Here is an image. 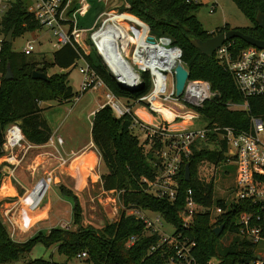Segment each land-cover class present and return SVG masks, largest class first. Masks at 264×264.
<instances>
[{
  "label": "trees",
  "instance_id": "obj_1",
  "mask_svg": "<svg viewBox=\"0 0 264 264\" xmlns=\"http://www.w3.org/2000/svg\"><path fill=\"white\" fill-rule=\"evenodd\" d=\"M120 11H127L144 22L154 36H166L182 52L181 62L189 73V79L207 82L211 92L217 96L196 111L208 126L218 125L237 130L249 129L251 116L264 120V96L245 100L237 91L231 74L220 65L214 56L206 57L194 49L190 41H205L216 34L228 31L227 25L209 33L196 18L198 6L187 4L185 0H122ZM251 26L235 28L255 40H264L262 30L255 23L258 13L264 15V0H230ZM27 1L16 0L2 20L5 36L13 30L12 41L26 32L42 28L27 12ZM232 52L249 45L240 39L228 41ZM80 53L106 88L126 104L132 106L137 98L147 94L150 81L147 73L141 74L142 88L127 92L121 89L102 64L94 49L88 55L77 47L65 44L53 52L50 61H37L22 52L11 49V44L3 42L0 51V158L3 157L4 134L8 126L18 124L24 139L34 146H42L51 136V129L44 119L41 108L43 103H64L77 97L68 84V74H51L54 67L61 70L72 68L79 60ZM12 78L5 80L7 69ZM33 71L46 74L47 80H33ZM247 103L248 110H229L227 104ZM132 119L124 116L116 119L109 108L102 107L92 116L91 141L100 155L104 173L100 175L102 188L113 192L120 205L125 208L137 207L158 212L184 236L195 241L194 254L200 264L214 259L215 264H239L255 259V244L237 234V214L241 211L236 205L227 204L223 198H213V181L198 178V167L204 163L225 167L227 164V145L215 133L208 134L207 141L192 146L189 158L181 165L178 175V188L173 199L157 198L146 190V181H154L157 176L158 161L148 157L138 138L130 130ZM185 165H188L190 179L184 180ZM233 167V166H232ZM227 174V173H225ZM2 175L0 174V181ZM187 189H191L195 199L204 205H220L227 208L215 223L208 213L194 215L192 225L184 228L178 212L184 205ZM63 194L71 196L72 220L74 230L61 227L51 228L48 232H38L26 241L12 240L0 218V264H51L45 259L25 260L24 255L41 243L45 247L56 245L57 251L71 259L75 254L86 251L87 262L91 264H162L159 253L148 254L149 246L157 235L143 232V224L120 209L117 220L95 228L82 225L79 201L69 190L60 186ZM223 224V230L216 236L213 229ZM130 236H136L132 246L125 245Z\"/></svg>",
  "mask_w": 264,
  "mask_h": 264
},
{
  "label": "built area",
  "instance_id": "obj_2",
  "mask_svg": "<svg viewBox=\"0 0 264 264\" xmlns=\"http://www.w3.org/2000/svg\"><path fill=\"white\" fill-rule=\"evenodd\" d=\"M16 0H0V51L6 36L3 32L2 20ZM27 12L42 27L47 28L56 39L54 47L65 44L77 46L84 55L94 49L102 64L108 71L126 86L138 90L141 85V74L147 73L150 81L149 92L132 102L144 105L151 113L158 114L162 123L158 126L146 125L133 116L132 106L110 92L94 69L80 53L79 61L83 66L78 69L81 77L79 91L103 92L102 107H107L116 119L129 116L132 119L131 130L137 129L145 139L159 138L162 143L171 142V148L156 153L158 175L154 181H146V186H152V192L157 198L173 199L178 188V175L182 164L189 158L192 146L198 142L207 141L208 134L215 133L227 145V164L235 169V179L231 188V197L225 200L227 208L234 204L241 211L237 214V234L257 246L264 243V120L251 116L247 131L237 130L218 125L208 126L197 109L212 99H217L211 92L210 86L204 81L187 79L183 93L176 97L174 90V70L182 65V52L166 36H154L150 28L141 20L127 11L104 10L97 18V29L91 31L78 30L77 17H84L89 4L79 0L76 8L70 10L74 0H28ZM98 2L107 0H97ZM187 4L205 7L209 14L216 12L217 0H185ZM86 37H82V33ZM91 32V33H90ZM87 41V44L84 43ZM88 46L86 52L84 47ZM34 46L27 43L23 54L29 56ZM217 62L231 74L235 87L245 99L264 96V50L248 46L237 52H232L228 42L219 47L214 55ZM184 67V66H183ZM2 74L0 73V85ZM229 110H248L247 103L227 104ZM176 122L185 125L202 122L200 127L170 130L166 125ZM6 150L3 159L7 165L9 178L18 182L15 171L22 164L27 152L47 150V156L55 160V170L65 166L72 158L63 152V139L52 134L47 143L34 146L27 143L17 124H11L5 131L4 144ZM144 149V148H143ZM150 151V150H149ZM55 179L53 171L46 173L43 178L35 181L29 190L14 200H8L0 209V218L5 225L8 235L16 240L19 234H25L37 223L34 215ZM150 189L149 187H147ZM149 190V191H151ZM150 193V192H149ZM126 215H131L143 224V232L157 235L149 246L147 253H159L163 257L162 264H200L194 254L195 241L184 236L174 227L168 233L165 223H168L160 213L152 216L146 209L137 207L125 208ZM215 203L204 205L199 203L191 189H187L184 205L178 212L181 225L188 228L192 225L194 215L208 213L210 221L215 223L218 217L226 213ZM127 210V212H126ZM65 223L61 228H70ZM136 236H130L125 245L132 246ZM255 259L242 261L239 264H264V252L255 253ZM88 254L81 251L71 259L63 255V262L49 260L51 264H91L86 261ZM207 264H213L209 259Z\"/></svg>",
  "mask_w": 264,
  "mask_h": 264
},
{
  "label": "rangeland",
  "instance_id": "obj_3",
  "mask_svg": "<svg viewBox=\"0 0 264 264\" xmlns=\"http://www.w3.org/2000/svg\"><path fill=\"white\" fill-rule=\"evenodd\" d=\"M25 1L29 3L28 0ZM78 2L79 0H74L72 4H70L69 13L72 9L78 6ZM86 2L89 4V9L84 17H77L76 26L78 30H84V28H86L85 31L97 29V18L104 10L117 12L120 11V8H122L124 4L122 0H107L106 2L86 0ZM217 3L218 8L213 14H209L208 10L203 6L199 7L196 13V18L205 31L214 33L225 25H227L228 30L251 26L250 22L230 0H217ZM81 33V38L86 37L85 33ZM27 43L33 44L34 51L31 54V58L37 61H50L53 52L57 49V47L53 46L56 43V39L52 32L47 28H40L34 32H26L15 38L13 41L11 39V49L14 52L21 53ZM84 43L87 44V41H84ZM87 47L88 46L84 47L86 52L88 51ZM81 66H83L82 62L76 61L75 65L68 70H61L54 67L48 71V75L68 74V84L72 87L73 92L77 93V99L74 98L69 102L61 104L56 102L41 104V108L44 109L42 115L51 129V133H56L64 141H68V146H71L74 149L89 141L91 130L90 123L92 120L91 113L96 111L99 105L103 102L101 98L103 96L102 90L90 91L83 94L79 93V83L81 79L78 69ZM132 109L135 114H140L146 117L148 116L149 118H151L150 116H155L153 114L151 115V112L141 104H133ZM152 120L153 118L150 119V121ZM201 125L202 122L192 123L191 125L176 122L175 124L166 125V128L169 127L170 130H175L200 127ZM132 133L138 138L140 145L143 146L144 152L148 157L151 156L150 152H152L153 156L156 158L157 152L171 148L170 146L172 144L170 141L162 143L159 138L145 139L141 136L139 131L135 129L132 130ZM47 153L49 152L45 149H43V151L27 152L23 158L21 166L15 174L18 180L23 181L26 184L28 183V176H30L31 173L29 172L30 167L35 169V179L44 176L46 172L50 171V168L55 165V160L47 156ZM94 163L93 166L91 163L85 164L86 166L82 171L83 177L78 181H75L73 177L70 178L69 175H58V179L54 181L55 184L51 185V188L48 190L45 197L44 205L40 213V217L43 218L39 220L30 231L16 236L15 241H26L38 232L46 233L51 228L61 227L65 223L71 224L68 229L74 230L76 228L71 214V203L73 202V199L71 196L61 193L60 186L66 188V190H69L77 197L81 207L82 225H90L95 228H100L107 222L117 220L121 209L120 202L113 192L105 191L102 188L100 175L104 173V168L100 163ZM197 174L198 178L202 181H213L214 199L217 197L226 200L230 199V191L235 179L234 167L228 165L222 168L220 166L216 167L212 164L204 163L198 167ZM6 177L8 176L4 175L3 180H5ZM12 183L14 184L15 182L12 181ZM147 187L146 190L151 193L152 186L147 185ZM8 193L12 195L13 191L7 187L0 189V201H2L0 202V209L7 203L8 200L5 201L1 199L2 197H6ZM147 211V214L152 216L153 211ZM164 226L168 233L173 232L174 227L172 225L165 223ZM255 248V253L260 251L264 252V243H258ZM40 258L59 263L63 262V255L57 251L56 245L45 247L43 244L38 243L29 253L24 255L25 260ZM212 263L215 264L214 259H212Z\"/></svg>",
  "mask_w": 264,
  "mask_h": 264
},
{
  "label": "crops",
  "instance_id": "obj_4",
  "mask_svg": "<svg viewBox=\"0 0 264 264\" xmlns=\"http://www.w3.org/2000/svg\"><path fill=\"white\" fill-rule=\"evenodd\" d=\"M84 30H86V28H84ZM80 79H81V77H80ZM79 93H81V92L79 91ZM81 94H83V93H81ZM101 98L103 100V96ZM101 105H99V107L96 109V111H93L91 113L92 116H93V114L95 112H97L101 108ZM132 111H133V109H132ZM150 114L151 115L152 114L155 115V116H150L151 118H153L152 121H150L151 118H149L148 116L147 117L146 116H142L140 114H135L133 112V116L136 119H138L140 122H143L146 125L158 126L159 124L162 123V119H161V117L158 114H156V113H150ZM135 130H137V129H135ZM51 135H52V133H51ZM63 148H64L63 149L64 154L66 156H68V158H72V159L65 166L60 167V168H58L56 170H55L56 162H55V165L52 168H50L51 170L48 171V172L53 171L54 176H55L54 181L56 179H58V175H61V176L62 175H69L70 178L73 177L75 179V181H78L79 179H81L83 177L82 171L84 170V168L86 166L85 164H87V163L90 164L91 163L92 166H93L94 161H95L94 164H96V163L99 164L100 163V155H99L98 151L96 150V148L94 147V145H93V143L91 141V136H90L89 141L87 143L82 144L80 147H78L76 149L72 148L71 146H68V141H64L63 140ZM37 151H39V150H34V151H31V152H37ZM96 154H98V155H96ZM3 158L4 157L0 158V174L2 175V178H1V181H0V189H2L4 187L10 188V190L13 191V194L10 195L8 193V195H6V197H2L1 200H5L6 201V200H14V199H16L18 196L23 195L26 190H29L32 187V185L35 183V181L43 178V176H42V177H39L38 179H35V169H33V167H30L29 172H31V173H30V176H28V181H27L28 183L26 184L23 181L18 180V178L15 176L17 178L18 182H15L13 184L12 180L8 176L7 165H6V163H5ZM17 170L15 171V174H16ZM48 172H46V173H48ZM4 175L8 176V177H6L5 180H3V176ZM157 175H158V173H157ZM53 184H55V183L53 182ZM46 195H45V197H46ZM45 197H44V199L42 201L41 206L39 207V209L37 210V212L34 215V219L33 220L37 221V223H38L39 220H41L43 218V217H40V213H41V211H42L41 209H42V207L44 205ZM0 202H2V201H0ZM38 215H39V217H38Z\"/></svg>",
  "mask_w": 264,
  "mask_h": 264
},
{
  "label": "water",
  "instance_id": "obj_5",
  "mask_svg": "<svg viewBox=\"0 0 264 264\" xmlns=\"http://www.w3.org/2000/svg\"><path fill=\"white\" fill-rule=\"evenodd\" d=\"M255 23L257 26L262 30L264 34V15L261 13H258L256 18H255ZM13 30H11L5 39V42L7 44L11 43V38H12ZM232 39H240L243 41L245 44L255 47L260 50H264V40H255L251 37H248L244 35L242 32L236 29L228 30L224 33L217 34L205 41H200L198 39H193L190 41L191 46L196 49L198 52H200L202 55L206 57H212L214 55V52L221 47L224 43L232 40ZM110 75L113 77L115 82L118 84V86L127 91V92H135L139 91L142 88L141 87L138 90H135L132 87L126 86L123 83H121L116 76L114 75L113 72L109 71ZM33 80H41V81H46L47 76L44 73L33 71L31 75ZM5 80H11L12 75L10 72V69H7L6 75H5ZM189 78V73L188 71L182 66V65H177L175 70H174V90H175V95L176 97H180L183 93L185 83L187 79ZM217 98V96H216ZM18 125V124H17ZM3 150L5 151L6 148L3 146ZM190 179V173L188 169V165H185V170H184V180L189 181ZM223 230V224L220 226H217L213 229V233L218 236L220 235L221 231Z\"/></svg>",
  "mask_w": 264,
  "mask_h": 264
},
{
  "label": "bare ground",
  "instance_id": "obj_6",
  "mask_svg": "<svg viewBox=\"0 0 264 264\" xmlns=\"http://www.w3.org/2000/svg\"><path fill=\"white\" fill-rule=\"evenodd\" d=\"M97 179V178H96Z\"/></svg>",
  "mask_w": 264,
  "mask_h": 264
}]
</instances>
